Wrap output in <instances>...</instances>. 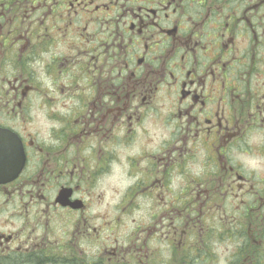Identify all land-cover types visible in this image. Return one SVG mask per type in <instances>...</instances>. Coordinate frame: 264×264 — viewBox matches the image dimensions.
Segmentation results:
<instances>
[{"label": "flooded vegetation", "instance_id": "af4514ba", "mask_svg": "<svg viewBox=\"0 0 264 264\" xmlns=\"http://www.w3.org/2000/svg\"><path fill=\"white\" fill-rule=\"evenodd\" d=\"M0 177V264H264V0H0Z\"/></svg>", "mask_w": 264, "mask_h": 264}, {"label": "water", "instance_id": "95a60500", "mask_svg": "<svg viewBox=\"0 0 264 264\" xmlns=\"http://www.w3.org/2000/svg\"><path fill=\"white\" fill-rule=\"evenodd\" d=\"M18 172H19V170H18V171L12 170V171H9L8 173L11 174V176H12V175L15 176ZM0 178H1V177H0Z\"/></svg>", "mask_w": 264, "mask_h": 264}, {"label": "rangeland", "instance_id": "374dc122", "mask_svg": "<svg viewBox=\"0 0 264 264\" xmlns=\"http://www.w3.org/2000/svg\"><path fill=\"white\" fill-rule=\"evenodd\" d=\"M209 224H211V223H209Z\"/></svg>", "mask_w": 264, "mask_h": 264}]
</instances>
